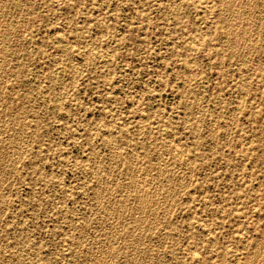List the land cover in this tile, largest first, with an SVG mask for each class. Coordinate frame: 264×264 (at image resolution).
Wrapping results in <instances>:
<instances>
[{
	"label": "rangeland",
	"instance_id": "rangeland-1",
	"mask_svg": "<svg viewBox=\"0 0 264 264\" xmlns=\"http://www.w3.org/2000/svg\"><path fill=\"white\" fill-rule=\"evenodd\" d=\"M0 4V264H264V0Z\"/></svg>",
	"mask_w": 264,
	"mask_h": 264
},
{
	"label": "bare ground",
	"instance_id": "bare-ground-1",
	"mask_svg": "<svg viewBox=\"0 0 264 264\" xmlns=\"http://www.w3.org/2000/svg\"><path fill=\"white\" fill-rule=\"evenodd\" d=\"M2 1H4V0H2ZM180 1H181V0H180ZM220 1H222V0H220ZM234 1H235V0H234ZM256 1H257V0H256ZM262 1H263V0H262ZM16 2H17V0H16ZM153 2H154V1H153ZM175 2H176V1H175ZM188 2H189V1H188ZM230 2H233V1H230ZM230 2H228V3H230ZM8 3H9V2H8ZM21 3H22V1H21ZM58 3L61 4V2H58ZM256 3H257V2H256ZM221 4H222V3H221ZM248 4H251V3H248ZM260 4H261V2H260ZM0 5H1V4H0ZM7 5H8V4H7ZM25 5H26V4H25ZM58 5H59V4H58ZM204 5H205V4H204ZM222 5H223V4H222ZM227 5H228V4H227ZM252 5H253V3H252ZM252 5H250V6L252 7ZM4 6H6V5H4ZM157 6H158V5H157ZM172 6H174V5H172ZM172 6H171V7H172ZM232 6H233V5H232ZM1 7H2V5H1ZM1 7H0V8H1ZM6 7H7V6H6ZM176 7H177V6H176ZM229 7H231V6H229ZM254 7H255V6H254ZM254 7H253V8H254ZM7 8H8V7H7ZM9 8H10V7H9ZM18 8H19V7H18ZM185 8H186V7H185ZM221 8H222V7H221ZM223 8H224V6H223ZM231 8H232V7H231ZM181 9H182V8H181ZM224 9H225V8H224ZM229 9H230V8H229ZM0 10H1V9H0ZM20 10H21V9H20ZM204 10H205V9H204ZM243 10H244V9H243ZM247 10H248V9H247ZM8 11H9V10H7V12H8ZM12 11H13V10H12ZM21 11H22V10H21ZM208 11H209V10H208ZM218 11H220V10L218 9ZM221 11H222V10H221ZM228 11H229V10H228ZM252 11H253V10L251 9V12H252ZM22 12H23V11H22ZM210 12H211V11H210ZM230 12H231V11H230ZM234 12H235V11H234ZM236 12H237V11H236ZM248 12H249V11H248ZM16 13H17V12H16ZM29 13H30V12H29ZM223 13H224V11H223ZM223 13H221V14H223ZM4 14H5V13H4ZM4 14H3V15H4ZM6 14H7V13H6ZM20 14H21V13H20ZM140 14H141V12H140ZM226 14H227V13H226ZM229 14H230V13H229ZM229 14H228V15H229ZM238 14H239V12H238ZM240 14H241V12H240ZM248 14H250V15L252 14V15H253V13H250V12H249ZM228 15H227V16H228ZM233 15H234V14H233ZM233 15H232V16H233ZM246 15H247V14H246ZM1 16H2V15H1ZM2 17H3V16H2ZM8 17H9V16H8ZM72 17H73V16H72ZM234 17H236V16H234ZM248 17H250V16H248ZM6 18H7V17H6ZM222 18H223V17H222ZM240 18H242V17L240 16ZM246 18H247V17H246ZM0 19H1V18H0ZM4 19H5V18H4ZM13 19H14V18H13ZM204 19H205V18H204ZM233 19H234V18H233ZM235 19H236V18H235ZM247 19H248V18H247ZM10 20H12V19H10ZM240 20H241V19H240ZM248 20H249V19H248ZM3 21H5V20H3ZM234 21H235V20H234ZM236 21H237V20H236ZM241 21H243V20H241ZM0 22H1V21H0ZM12 22H13V21H12ZM247 22H248V21H247ZM2 23H3V22H2ZM9 23H10V22H9ZM248 23H250V22H248ZM24 24H25V23H24ZM206 24H207V23H206ZM208 24H209V23H208ZM246 24H247V23H246ZM8 25H9V24H8ZM233 25H234V24H233ZM238 25H239V24H238ZM238 25H237V26H238ZM240 25H241V23H240ZM247 25H248V24H247ZM251 25H252V24H251ZM6 26H7V25H6ZM230 26H231V24H230ZM241 26H242V25H241ZM255 26H257V25H255ZM0 27H1V26H0ZM240 28H241V27H239V29H240ZM12 29H13V28H12ZM14 29H15V28H14ZM14 29H13V30H14ZM231 29H232V28H231ZM234 29H235V27H234ZM4 30H5V29H4ZM4 30H3V31H4ZM229 30H230V29H229ZM235 30H236V29H235ZM241 30H242V32H243V29H241ZM7 31H8V30H7ZM232 31H233V33H234V30H232ZM232 31H231V32H232ZM11 32H12V31H11ZM231 32H229V33H231ZM242 32H241V33H242ZM1 33H3V32H1ZM1 33H0V35H1ZM6 33H7V32H6ZM233 33H232V34H233ZM241 33H240V34H241ZM244 33H245V31H244ZM4 34H5V33H4ZM99 34H100V33H99ZM232 34H231V35H232ZM238 34H239V33H238ZM238 34H236V35L238 36ZM224 35H225V37L227 36L226 34H224ZM229 35H230V34H229ZM241 36H242V35H241ZM244 36H245V35H244ZM1 37L3 38V36H1ZM1 37H0V38H1ZM4 37H5V35H4ZM6 37H7V36H6ZM6 37H5V38H6ZM23 37H24V36H23ZM59 37H60V35H59ZM62 37H63V36H62ZM245 37H246V36H245ZM245 37H243V40H246V39H244ZM247 37H248V36H247ZM247 37H246V38H247ZM11 38H12V37H11ZM28 38H29V36H28ZM96 38H97V37H96ZM96 38H95V39H96ZM226 38H227V37H226ZM228 38H229V37H228ZM13 39H14V37H13ZM13 39H12V40H13ZM21 39H22V38H21ZM237 39H238V38H237ZM247 39H248V38H247ZM1 40H2V39H1ZM1 40H0V41H1ZM3 40H5V39H3ZM30 40H31V39H30ZM33 40H34V39H33ZM62 40H63V39H62ZM233 40H234V39H233ZM9 41H10V40H9ZM14 41H15V40H14ZM3 42H4V41H3ZM5 42H7V41H5ZM63 42H65V41H63ZM226 42H227V41H226ZM244 42H245V41H244ZM248 42H249V41H248ZM1 43H2V42H1ZM1 43H0V45L3 44V43H2V44H1ZM8 43H9V42H8ZM10 43H11V42H10ZM238 43H239V42H238ZM241 43H242V42H241ZM251 43H252V42H251ZM251 43H250V44H251ZM61 44H62V43H61ZM65 44H66V43H65ZM229 44H230V43H229ZM231 44H232V42H231ZM254 44H255V43H254ZM8 45H9V44H8ZM21 45H22V44H21ZM63 45H64V44H63ZM66 45H67V44H66ZM66 45H64V46H66ZM188 45H189V43H188ZM190 45H191V44H190ZM5 46H6V45H5ZM228 46H231V45H228ZM252 46H253V44L251 45V47H252ZM18 47H20V46H18ZM18 47H17V48H18ZM73 47H74V46H73ZM92 47H93V46H92ZM194 47H195V46H194ZM2 48H4V47H2ZM6 48H7V47H6ZM14 48H15V47H14ZM14 48H13V49H14ZM64 48H65V47H64ZM94 48H95V47H94ZM188 48H189V47H188ZM4 49H5V48H4ZM189 49H191V48H189ZM2 50H3V49H2ZM5 50H6V49H5ZM86 50H87V49H86ZM196 50H197V49H196ZM196 50H195V51H196ZM12 51H13V50H12ZM83 51H84V50H83ZM0 52H1V51H0ZM15 52H16V51H15ZM78 52H79V51H78ZM93 52H94V51H93ZM95 52H97V51H95ZM192 52H193V51H192ZM1 53H2V52H1ZM57 53H58V52H57ZM73 53H74V52H73ZM91 53H92V52H91ZM190 53H191V52H190ZM190 53H189V54H190ZM196 53H197V52H196ZM196 53H195V54H196ZM17 54H18V53H17ZM92 54H93V53H92ZM6 55H7V52H6ZM22 55H23V54H22ZM95 55H96V54H95ZM3 56H4V55H3ZM93 56H94V55H93ZM93 56H92V57H93ZM186 56H187V55H186ZM4 57H5V56H4ZM103 57H104V56H103ZM7 58L9 59V57H7ZM0 59H1V58H0ZM22 59H23V58H22ZM27 59H28V58H27ZM6 60H7V59H6ZM11 60H12V58H11ZM71 60H72V59H71ZM73 61H74V60H73ZM90 61H92V60H90ZM106 62H107V61H106ZM3 67H4V66H3ZM6 67H7V66H6ZM8 67H9V66H8ZM0 68H1V66H0ZM75 69H76V68H75ZM75 69H74V70H75ZM180 69H181V68H180ZM183 69H184V68H183ZM1 70H2V69H1ZM11 70H12V69H11ZM4 71H5V69H4ZM0 72H1V71H0ZM2 72H3V71H2ZM191 72H192V71H191ZM55 73H56V72H55ZM187 73H188V72H187ZM77 74H78V73H77ZM190 74H191V73H190ZM8 75H9V74H8ZM0 76H1V75H0ZM190 76H191V75H190ZM36 77H37V76H36ZM75 77H76V76H75ZM32 78H33V77H32ZM3 79H4V78H3ZM58 79H59V78H58ZM184 79H185V78H184ZM189 79H190V78H189ZM4 81H5V80H4ZM71 81H72V80H71ZM60 82H61V81H60ZM2 84H3V83H2ZM55 84H56V83H55ZM2 86H3V85H2ZM62 87H64V86L62 85ZM2 88H3V87H2ZM244 89H245V88H244ZM0 90H1V89H0ZM192 90H193V89H192ZM37 91H38V90H37ZM55 92H56V91H55ZM1 93H3V92H1ZM191 93H192V92H191ZM241 94H243V93H241ZM246 94H247V93H246ZM244 95H245V94H244ZM57 96H59V95H57ZM245 96H246V95H245ZM241 97H242V96H241ZM49 98H50V97H49ZM33 99H35V98L33 97ZM28 101H29V99H28ZM21 102H22V101H21ZM44 103H45V102H44ZM60 103H61V102H60ZM195 103H196V102H195ZM193 104H194V103H193ZM240 105L243 106V103L240 104ZM242 106H241V107H242ZM241 107H239V108H241ZM0 108H1V107H0ZM17 109H18V107H17ZM237 109H238V108H237ZM24 110H25V109H24ZM54 110H55V109H54ZM194 110H195V109H194ZM197 111H198V110H197ZM1 112H2V111H1ZM1 112H0V113H1ZM17 113H18V112H17ZM24 113H25V112H24ZM201 113H202V112H201ZM141 114H142V113H141ZM146 114H147V113H146ZM147 115H148V114H147ZM147 115H146V116H147ZM1 116H2V115H1ZM11 116H12V115H11ZM19 116H20V115H19ZM144 116H145V115H144ZM201 116H202V115H201ZM3 117H4V116H3ZM14 118H15V117H14ZM146 118H147V117H146ZM203 118H204V117H203ZM30 119H31V118H30ZM148 119H149V118H148ZM148 119H147V120H148ZM224 119H225V118H224ZM145 120H146V119H145ZM7 121H9V120H7ZM167 121H168V120H167ZM198 121H199V119H198ZM0 123H1V122H0ZM13 123H14V122H13ZM30 123H31V122H30ZM162 123H163V122H162ZM199 123H200V122H199ZM199 123H198V124H199ZM213 123H214V122H213ZM215 123H216V122H215ZM16 124H17V123H16ZM18 124H19V123H18ZM217 124H218V123H217ZM7 125H8V124H7ZM11 125H12V124H11ZM42 125H43V124H42ZM89 125H90V124H89ZM196 125H197V124H196ZM224 125H225V123H224ZM27 126H28V125H27ZM31 126H32V125H31ZM198 126H199V125H198ZM14 128H15V127H14ZM22 128H23V127H22ZM26 128H27V127H26ZM29 128H30V127H29ZM213 128H214V127H213ZM226 128H227V127H226ZM2 129H3V128H2ZM33 129H34V128H33ZM199 129H200V128H199ZM9 130H10V129H9ZM211 130H213V129H211ZM2 131H3V130H2ZM5 131H8V130H5ZM10 131H12V130H10ZM10 131H9V133H8V132H6V133L10 134ZM14 131H15V130H14ZM141 131H142V130H141ZM18 132H19V131H18ZM111 132H112V131H111ZM117 132H118V131H117ZM126 132H127V131H126ZM170 132H171V130H170ZM172 132H173V131H172ZM199 132H200V131H199ZM12 133H13V132H12ZM14 133H15V132H14ZM4 134H5V132H4ZM18 134H19V133H18ZM29 134H30V133H29ZM35 134H36V133H35ZM145 134H147V133H145ZM168 134H169V133H168ZM171 134H172V133H171ZM210 134H211V133H210ZM196 135H197V134H196ZM11 136H12V135H11ZM17 136H18V135H17ZM19 136H20V135H19ZM23 136H24V135H23ZM25 136H26V135H25ZM116 136H117V135H116ZM220 136H221V135H220ZM3 137H4V136H3ZM34 137H35V136H34ZM109 137H110V136H109ZM118 137H119V136H118ZM208 137H210V136H208ZM17 138H18V137H17ZM20 138H21V136H20ZM24 138H25V137H24ZM195 138H196V137H195ZM6 139H7V138H6ZM105 139H107L106 136H105ZM8 140H9V139H8ZM16 140H17V139H16ZM18 140H19V142H20V140H23V139H19V138H18ZM30 140H31V139H30ZM10 141H11V138H10ZM141 141H142V140H141ZM156 141H157V140H156ZM21 142H22V141H21ZM108 142H109V141H108ZM110 142H111V140H110ZM139 142H140V141H139ZM11 143H12V142H11ZM11 143H10L9 145H11ZM22 144H23V143H22ZM115 144H116V143H115ZM2 145H3V144H2ZM111 145H112V144H111ZM137 145H138V144H137ZM141 145H142V144H141ZM151 145H152V144H151ZM7 146H8V145H7ZM17 146H18V145H17ZM19 146H20V144H19ZM112 146H113V145H112ZM115 146H116V145H115ZM144 146H145V145H144ZM0 147H1V146H0ZM112 148H113V147H112ZM124 148H125V147H124ZM146 148H147V147H146ZM11 149H12V148H11ZM13 149H14V148H13ZM114 149H115V147H114ZM174 149H175V148H174ZM181 149H182V148H181ZM25 150H26V149H25ZM25 150H24V151H25ZM119 150H120V149H119ZM8 151H10V149L7 150V152H8ZM22 151H23V147H22ZM43 151H44V150H43ZM43 151H42V153H43ZM116 151H117V150H116ZM123 151H124V150H123ZM134 151H135V150H134ZM172 151H173V150H172ZM18 152H19V150H18ZM95 152H97V151H95ZM113 152H114V151H113ZM125 152H127V151L125 150ZM158 152H159V151H158ZM9 153H10V152H9ZM123 153H124V152H123ZM172 153H174V151L171 152V155H173ZM181 153H182V152H181ZM24 154H25V153H24ZM114 154H115V152H114ZM175 154L177 155L176 152H175ZM178 154H179V153H178ZM1 155H2V154H1ZM9 155L11 156V154H9ZM139 155H140V154H139ZM176 155H175V157H176ZM183 155H184V154H183ZM19 156H20V155H19ZM94 156H95V154H94ZM116 156H117V155H116ZM181 156H182V154L180 155V157H181ZM92 157H93V156H92ZM135 157H136V155H135ZM137 157H138V156H137ZM171 157H172V156H171ZM185 157H186V156H185ZM0 158H2V157H0ZM16 158H17V156H16ZM105 158H106V157H105ZM109 158H110V157H109ZM111 158H112V157H111ZM131 158H132V157H131ZM139 158H140V157H139ZM162 158H163V157H162ZM162 158H161V159H162ZM12 159H13V158H12ZM18 159H19V157H18ZM114 159H115V158H114ZM117 159H118V158H117ZM117 159H116V160H117ZM133 159H134V158H133ZM163 159H164V158H163ZM165 159H166V158H165ZM170 159H171V158H170ZM179 159H180V158H179ZM179 159H178V160H179ZM1 160H2V159H1ZM116 160H115V161H116ZM171 160H172V159H171ZM11 161H12V160H11ZM18 161H20V160H18ZM112 161H113V160H112ZM158 161H159V160H158ZM183 161H184V160H183ZM186 161H187V160H186ZM5 162H6V161H5ZM20 162H21V161H20ZM134 162H135V161H134ZM143 162H144V161H143ZM160 162H162V161H160ZM10 163H11V162H10ZM14 163H16V162H14ZM138 163H139V162H137V165H138ZM8 164H9V163H8ZM12 164H13V163H12ZM116 164H117V163H116ZM134 164H136V163H134ZM141 164H142V162H141ZM158 164H159V163H158ZM166 164H167V163H166ZM2 165H3V164H2ZM14 165H15V164H14ZM145 165H146V164H145ZM145 165H144V166H145ZM169 165H170V164H169ZM16 166H17V164H16ZM95 166H96V165H95ZM135 166H136V165H135ZM162 166H163V165H162ZM173 166H174V165H173ZM180 166H181V165H180ZM12 167H13V166H12ZM33 167H34V166H33ZM108 167H109V166H108ZM137 167H138V166H137ZM159 167H160V165H159ZM14 168H15V167H14ZM146 168H147V167H146ZM164 168H165V167H164ZM96 169H97V168H96ZM96 169H94V170L96 171ZM127 169H128V168H127ZM132 169H134V168H132ZM135 169H136V168H135ZM155 169H156V168H155ZM160 169H161V167H160ZM162 169H163V168H162ZM1 170H3V169H1ZM1 170H0V172H2ZM88 170H89V169H88ZM99 170H101V169H99ZM137 170H138V169H137ZM146 170H147V169H146ZM157 170H158V169H157ZM157 170H156V171H157ZM164 170H167V169L165 168ZM170 170H171V168H170ZM14 171H15V170H14ZM101 171H103V170H101ZM131 171H132V170H131ZM141 171H142V169H141ZM141 171H140V172H141ZM152 171H154V170H152ZM156 171H155V173H156ZM159 171H160V170H159ZM10 172H12V171H10ZM10 172H9V173H10ZM98 172H100V171H98ZM105 172H107L106 169H105ZM134 172H135V171H134ZM164 172H166V171H163L162 173H164ZM168 172H169V171H168ZM188 172H189V171H188ZM146 173H147V172H146ZM173 173H174V172H173ZM98 174H99V173H98ZM105 174H106V173H105ZM130 174H131V173H130ZM153 174H154V173H153ZM153 174H152V176H153ZM143 175H144V174H143ZM146 175H147V174H146ZM160 175H161V174H160ZM171 175H172V173H171ZM171 175L169 174L170 177H171ZM190 175H191V172H190ZM99 176H100V175H99ZM103 176H104V174H103ZM103 176H102V177H103ZM162 176H163V175H162ZM144 177H145V176H144ZM149 177H150V176H149ZM154 177H157V176H154ZM167 177H168V176H167ZM95 178H97V177H95ZM106 178L108 179V177H106ZM133 178H134V177H133ZM40 179H41V178H40ZM150 179H153V178H150ZM161 179H162V178H161ZM105 180H106V179H105ZM129 180H130V178H129ZM144 180H146V178H145ZM147 180H148V179H147ZM155 180H156V179H155ZM158 180H159V179H158ZM179 180H180V179H179ZM152 181H153V180H152ZM166 181H167V178H166ZM190 181H191V180H190ZM190 181H189V182H190ZM1 182H4V181H1ZM96 182H97V181H96ZM104 182H105V181H104ZM139 182H140V181H138V183H139ZM148 182H149V181H148ZM153 182H154V181H153ZM185 182H186V181H185ZM127 183H128V181H127ZM151 183H152V182H151ZM155 183H156V182H155ZM157 183H158V182H157ZM166 183H167V182H166ZM168 183H169V182H168ZM135 184H137V183H135ZM140 184H141V183H140ZM184 184H185V183H184ZM187 184H188V183H187ZM142 185H143V184H142ZM157 185H158V184H157ZM167 185H168V184H167ZM173 185H174V184H173ZM181 185H182V184H181ZM123 186H124V185H123ZM133 186H134V185H133ZM135 186H136V185H135ZM170 186H171V185H170ZM157 187H158V186H157ZM157 187H156V188H157ZM159 187H160V186H159ZM180 187H181V186H180ZM100 188H101V186H100ZM104 188H105V187H104ZM107 188H108V187H107ZM119 188H120V187H119ZM150 188H151V187H150ZM160 188H161V187H160ZM160 188H158L157 190L159 191ZM164 188H165V186H164ZM144 189H145V188H144ZM152 189H153V188H152ZM154 189H155V188H154ZM162 189H163V188H162ZM166 189H168V188H166ZM102 190H103V189H102ZM139 190H140V189H138V192H139ZM174 190H175V189H174ZM184 190H185V189H184ZM122 191H123V190H122ZM134 191H135V190H134ZM146 191H147V190H146ZM171 191H172V190H171ZM103 192H104V191H103ZM132 192H133V191H132ZM165 192H166V191H165ZM168 192H169V191H168ZM139 193H140V192H139ZM139 193H137V194H139ZM159 193H160V192H159ZM119 194H120V192H119ZM140 194H141V193H140ZM155 194H156V193H155ZM163 194H165V193H163ZM169 194H170V193H169ZM100 195H101V194H100ZM141 195H142V194H141ZM144 195H145V194H144ZM147 195H148V194H147ZM0 196H1V194H0ZM102 196H103V195H102ZM121 196H122V195H121ZM115 197H116V196H115ZM119 197H120V196H119ZM135 197H136V196H135ZM141 197H142V196H141ZM141 197H140V199H142ZM0 198H1V197H0ZM2 198H3V197H2ZM4 198H5V197H4ZM96 198H97V197H96ZM116 198H117V197H116ZM97 199H98V198H97ZM99 199H100V197H99ZM127 199H128V198H127ZM134 199H136V198H134ZM140 199H139V200H140ZM143 199H144V198H143ZM148 199H149V197H148ZM118 200H119V198H118ZM122 200H123V199H122ZM124 200H125V199H124ZM124 200H123V201H124ZM166 200H167V199H166ZM156 201H157V200H156ZM162 201H163V200H162ZM100 202H101V201H100ZM102 202H103V201H102ZM134 202H135V201H134ZM137 202H138V201H137ZM144 202H145V201H144ZM96 203H97V202H96ZM124 203H126V202H124ZM124 203H122V204H124ZM163 203H164V202H163ZM120 204H121V202H120ZM127 204H128V203H127ZM143 204H146V203H143ZM143 204H142V205H143ZM154 204H155V203H154ZM156 204H157V203H156ZM156 204H155V205H156ZM161 204H162V203H161ZM168 204H169V203H168ZM173 204H174V203H173ZM107 205H108V204H107ZM114 205H115V204H114ZM114 205H113V206H114ZM150 205H151V204H150ZM170 205H171V204H170ZM6 206H8V205H6ZM110 206H111V204H110ZM128 206H129V205H128ZM148 206H149V205H148ZM107 207H108V206H107ZM134 207H135V206H134ZM151 207H152V205H151ZM165 207H166V206H165ZM184 207H185V206H184ZM93 208H94V207H93ZM159 208H160V207H159ZM159 208H157V209H159ZM167 208H168V207H167ZM149 209H150V208H149ZM165 209H166V208H165ZM109 210H110V209H109ZM117 210H118V209H117ZM143 210L145 211L144 206H143ZM163 210H164V209H163ZM120 211H121V210H120ZM153 211H154V210H153ZM105 212H106V211H105ZM118 212H119V211H118ZM122 212H123V211H122ZM122 212H121V213H122ZM128 212H129V210H128ZM137 213H138V211H137ZM184 213H185V212H184ZM64 214H65V213H64ZM138 214H139V213H138ZM138 214H137V215H138ZM147 215H148V214H147ZM106 216H107V215H106ZM113 216H114V215H113ZM133 216H135V217L138 218V216H136V215H133ZM168 216H169V215H168ZM222 216H223V215H222ZM224 217H226V216H224ZM114 218H115V217H114ZM118 218H119V217H118ZM105 219H106V218H105ZM96 220H97V219H96ZM112 220H113V218H112ZM116 220H117V219H116ZM191 220H192V219H191ZM221 220H222V219H221ZM138 221H139V220H138ZM103 222H104V221H103ZM104 223H105V222H104ZM111 223H112V222H111ZM134 223H135V222H134ZM139 224H140V223H139ZM139 224L137 223V225H139ZM140 226H141V225H140ZM111 227H112V226H111ZM111 227H110V228H111ZM135 228H137V227H135ZM139 228H140V227H139ZM161 229H162V228H161ZM169 229H170V228H169ZM141 230H142V228H141ZM143 230H144V229H143ZM159 230H160V229H159ZM122 231H123V230H122ZM139 231H140V229H139ZM163 231H164V230H163ZM263 231H264V230H263ZM142 233H143V231H142ZM144 233H145V232H144ZM206 233H207V232H206ZM81 234H82V233H81ZM72 235H73V234H72ZM78 235H79V234H78ZM144 235H145V234H144ZM207 235H208V234H207ZM73 236H74V235H73ZM129 236H130V235H129ZM136 236H137V235H136ZM142 236H143V234H142ZM212 236H214V235H212ZM214 237H215V236H214ZM214 237H213V238H214ZM69 239H70V238H69ZM72 239H73V238H72ZM123 240H124V239H123ZM244 240H245V239H244ZM141 241H142V240H141ZM261 241H262V240H261ZM263 241H264V240H263ZM131 243H132V242H131ZM258 243H259V241H258ZM262 243H263V242H262ZM137 244H138V243H137ZM140 244H141V242H140ZM140 244H139V245H140ZM215 244H216V243H215ZM263 244H264V243H263ZM14 245H15V244H14ZM212 245H213V244H212ZM81 246H82V245H81ZM134 246H135V245H134ZM213 246H214V245H213ZM71 247H72V246H71ZM126 248H128V247L126 246ZM263 248H264V247H263ZM133 249H134V248H133ZM211 249H212V247H211ZM227 249H228V248H227ZM258 249L260 250V249H262V247H261V248H258ZM8 250H9V249H8ZM102 250H103V249H102ZM107 250H108V248H107ZM259 250H258V251H259ZM229 251H230V250H229ZM255 251H256V250H255ZM258 251H257V252H258ZM262 251H263V249H262ZM132 252H133V250H132ZM234 252H236V251H234ZM257 252H256V253H257ZM229 253H230V252H229ZM254 253H255V252H253V254H254ZM262 253H264V252H261V254H262ZM6 254H7V253H6ZM124 254H125V253H124ZM16 255H17V254H16ZM127 255H128V254H127ZM127 255H126V256H127ZM195 255H196V254H195ZM223 255H224V252H223ZM257 255H258V254H257ZM259 255H260V254H259ZM259 255H258V256H259ZM35 256H36V255H35ZM192 256H193V255H192ZM260 256H261V255H260ZM158 257H159V256H158ZM197 257H199V256H197ZM200 257H201V256H200ZM222 257H223V256H222ZM222 257H221V258H222ZM252 257H253V256H251V258H252ZM159 258H160V257H159ZM192 258H193V257H192ZM201 258H202V257H201ZM227 258H228V257H227ZM2 259H3V258H2ZM102 259H103V257H102ZM104 259H105V258H104ZM230 259H231V258H230ZM11 260H12V259H11ZM97 260H98V258H97ZM195 260H196V259H195ZM256 260H257V259H256ZM256 260H254V262H255ZM261 260H262V259H261ZM7 261H8V260H7ZM99 261H100V260H99ZM104 261H105V260H104ZM196 261H197V260H196ZM241 261H242V260H241ZM97 262H98V261H97ZM101 262H103V261H101ZM185 262H186V261H185ZM191 262H192V261H191ZM198 262H201V263H202L203 260H202V261L199 260ZM231 262H232V261H231ZM254 262H253V263H254ZM32 263H33V262H32ZM98 263H100V262H98ZM195 263H196V262H195ZM233 263H234V262H233ZM258 263H259V262H258ZM261 263H262V262H261ZM7 264H9V263H7ZM103 264H105V263H103ZM187 264H188V263H187ZM193 264H194V263H193ZM202 264H204V263H202ZM246 264H247V263H246ZM251 264H252V263H251Z\"/></svg>",
	"mask_w": 264,
	"mask_h": 264
}]
</instances>
